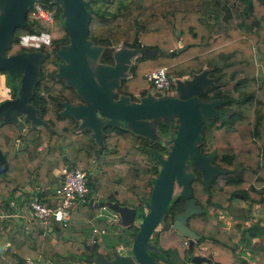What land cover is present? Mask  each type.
<instances>
[{"label": "trees", "instance_id": "1", "mask_svg": "<svg viewBox=\"0 0 264 264\" xmlns=\"http://www.w3.org/2000/svg\"><path fill=\"white\" fill-rule=\"evenodd\" d=\"M33 1L47 4L51 0ZM86 1L90 4L97 0ZM52 4L56 5V12L51 21L29 17V7L22 25L14 28L1 49V56L37 54L36 76L28 101L39 112L36 116L45 127L31 125L21 133L15 122L0 121V150L6 161L0 174V205L9 212L20 210L24 219L28 217V202L35 186L30 193L23 187L34 180V185L39 184L42 190L38 201L54 207L57 197L52 188L58 179L52 170L71 164L84 172L88 198L95 194L104 203L126 205L144 214L161 168L158 156L169 150L161 138L170 131L172 139L175 130L169 129V122L160 121L157 129L161 134L152 132L153 136H148L105 121L100 124L97 142L91 128L64 112V104L84 105L86 101L67 76L59 75L60 64L67 60L61 51L67 48L68 34L61 0H53ZM85 8L89 14L85 40L90 47L99 48L97 63L114 64L115 44L140 51L137 60L128 66V74L118 77L119 86L127 89L129 99L135 93H144V74L149 70L163 67L169 77L175 78L206 70L213 83L205 85L198 98L217 102L211 113L201 118L195 142L200 147L207 145L202 151L210 155L220 172L205 184L189 180L190 194L201 206L219 209L238 197L237 193L248 207L264 209V80L255 75L252 50L255 47L264 54V0H125L113 11H98L89 5ZM145 46L157 51L144 57L141 51ZM179 46L183 49L173 55L162 53ZM6 84L14 96L17 82L11 78ZM174 88L171 81L169 89ZM119 93L116 89L113 97ZM16 140H21L22 148L15 147ZM34 158L37 160L32 164ZM117 162L126 166L124 173L116 172ZM98 212L99 207L88 202L74 203L65 225L51 221L52 228L60 231L54 239L43 235L45 224L36 217L16 226L21 231L20 238L9 224V231L0 229V264H28L27 257L32 264H42L40 257L59 264L94 260L97 246L90 250V245L85 244L83 227L89 224L96 229L106 228ZM187 225L198 238L190 249L186 244L185 251L194 254L205 245L216 264H252L238 256L227 228L203 212L191 215ZM127 226L132 231L129 237H134L137 226ZM242 229L249 237L257 235L258 229L264 241V225L255 221ZM151 239L153 249L146 250L157 264H180L177 252L162 247L156 239L151 243ZM181 262L185 264L184 260Z\"/></svg>", "mask_w": 264, "mask_h": 264}, {"label": "water", "instance_id": "2", "mask_svg": "<svg viewBox=\"0 0 264 264\" xmlns=\"http://www.w3.org/2000/svg\"><path fill=\"white\" fill-rule=\"evenodd\" d=\"M60 1V0H59ZM33 0H1L5 3V11L0 17V70L8 69L9 72L21 71L20 94L16 97L4 99L0 102V114L8 108L18 109L25 113V117L39 123L41 120L35 117L34 109L27 104L31 74L35 69L34 61L37 54H9L1 56V49L7 39L10 37L16 26H20L25 19L26 11L31 7ZM62 15L64 25L68 34V45L66 50H62L68 61L67 64H61L59 75L67 76L74 84L86 101L84 105L71 106L64 104V112L73 114L74 117L82 121L83 126L92 129L96 141H100L101 122L120 123L114 121H125L133 124L137 128L133 131L145 134L149 131L146 123L142 119L154 117L161 114L171 113L177 117L178 125L172 142L165 157L158 156L161 165L160 171L154 181L150 194L147 210L144 214L139 213L140 221L137 230L131 240L130 251L136 264H157L147 253L146 245L150 233L154 230L157 223L168 205L171 198L174 182L182 185L181 194L185 197L184 207L180 212L174 214L170 228L175 229L180 235L187 238V247L190 249L193 239L198 238L195 233L186 224L187 219L201 211V207L194 203V198L190 196L189 173L183 172L184 159H191L202 175L205 184L209 178L220 170L209 163V154L203 155L195 149V141L198 137L200 126V117L208 116L212 111V105L217 101L205 102L198 98L199 93L205 85L213 83V79L207 76L206 70L194 74L189 79H177L175 90L177 97L164 96L151 99L150 97L141 98L140 101H131L128 103V97L124 94L113 100V88L118 85V77L121 71L126 69L128 56L134 51L120 48L114 52V64L111 66L98 63L94 70L88 63V58H94L99 50L98 47L88 46L85 35L88 30L89 14L85 6L86 0H61ZM88 43V44H87ZM183 47H178L169 52H162L173 55L179 52ZM156 48L148 46L143 47L141 53L144 57H151ZM4 116V115H3ZM4 121H13L20 126V121L14 115H5ZM113 120V121H112ZM43 123V121H41ZM130 128V127H129ZM145 135L153 136L152 132ZM100 151V150H99ZM6 168L5 158L0 150V174ZM235 196L243 197L235 193ZM106 203V202H105ZM103 200H97L95 194L92 195L89 204L101 206L105 204ZM109 203V202H108ZM113 211L119 214V222L122 225H129L136 217L135 209L126 205L110 203ZM60 231L54 230L57 238ZM96 235L92 236L89 243L90 250L96 245ZM127 247V246H125ZM201 255L192 254L191 261L199 263ZM124 260L117 257L112 261L105 260V264H121ZM96 263L101 264L96 261Z\"/></svg>", "mask_w": 264, "mask_h": 264}, {"label": "rangeland", "instance_id": "3", "mask_svg": "<svg viewBox=\"0 0 264 264\" xmlns=\"http://www.w3.org/2000/svg\"><path fill=\"white\" fill-rule=\"evenodd\" d=\"M121 1L123 2L125 0H97L94 3L92 2V3L88 4V5L90 6L91 9H95V10H98V11H102V10H106V9L109 10V11H113V10H115L116 6ZM5 7H6L5 3H1V0H0V17L4 13ZM63 21H64V17H63ZM119 45L120 44H115L114 45L115 47H114L113 52H115L116 50L120 49ZM252 50H253L254 60H255V63H256L255 75L259 79L264 80V54L262 52H259L258 50H256L255 47H253ZM139 52H140L139 50H136V52H133L131 55L128 56V60L129 61L127 62V67H126L125 70L123 69L121 71L122 74L120 76H124V75L128 74L127 68H128V66L131 63H133V62H135L137 60V58L139 57ZM87 58H88L89 66L91 67L92 70H94V68L97 65H99L97 63L96 59H95L96 57H94V58L87 57ZM5 71H8V69H6ZM19 72L20 71L16 72L17 76H18ZM35 74H36V72L34 70L32 72V74H31L30 86H32V84H33V81H34L35 76H36ZM6 77H7V75L5 74V72L0 71V84L3 86L0 89L3 90V92H4V93L0 92V100H2L3 98L6 97L5 94L7 93V91H6V86L4 85V84H6ZM115 78H117L118 85H117L116 88H113L112 90L115 91L116 89H119V91L121 93L125 92L123 94H128L125 91L127 89H125L124 87H120L119 86L118 75ZM189 78H190V76L185 78V79H189ZM143 89H144V93H141V92L135 93L134 97L130 98V99L127 98L128 99L127 101H140L141 100L139 98L140 96H144L145 98L146 97H150L151 99H154V98H157V97H164V96H168V95L175 96L176 95L175 88L174 89H170V90L169 89L168 90L155 89L151 85H149L148 83L146 84V86ZM140 90H142V89L139 88V91ZM121 93H119L118 96L121 95ZM170 115H172V114L171 113L161 114V115H157V116H154V117H149V118L142 119V121L146 123V127L149 129L150 132H153V134H156V133L161 134V130L157 129L158 127H157L156 123L159 122V121L166 120ZM4 116L0 115V121L4 119ZM14 116H16L17 119L20 120V122H21L19 128L26 127L27 123H28V125H36V126L43 127V128L45 127L44 122L42 123L40 121L39 123H34V121H32L29 118H27L26 122H23V119H26L25 115H14ZM35 117H37V116L35 115ZM114 122H120L123 125H126V126L130 127V129H132V130H133V128L134 129L137 128L133 124H130V123L125 122V121H117L116 120ZM149 131H144V132H145V134L146 133L149 134ZM145 134L142 133V135H145ZM167 135H168V137L161 138L162 141L164 140L165 143H169L170 142L172 133L170 134V131H168ZM154 137L157 138V135L154 136ZM162 157H164V155H162ZM184 161L187 162L188 158L184 159ZM187 164H190V163L187 162ZM173 192H174V195H175L177 193V188H175V190ZM235 200H238V199H235ZM234 201H233V203H234L233 209L237 206L236 204H239L238 201L237 202H234ZM229 204L232 205V202H230ZM105 206H106L107 210H109V211L112 210L111 207H110V203L106 202ZM256 208H259V207L258 206H254V205L250 207V209H251L250 210V218L255 217V218H258L260 220V218L257 217L258 214L255 211ZM146 210L147 209H145V208L143 209L144 213H145ZM226 211L227 210L223 209V208L222 209L221 208L215 209V208H210L209 207L205 216L208 217L209 219H211L214 222H218V223H220L222 225H225V223L223 221H225L224 218L227 215V213H225ZM233 212L235 213V215L237 214V212H239V214L240 213H242V214L244 213L243 211H241V209H234L232 211V213ZM138 214L139 213L136 212V217L139 216ZM240 216H242V218H246L247 217L246 215H240ZM7 218L8 219L6 220V217L0 216V229H2L1 227H6L7 226V225L3 224V222L6 221V223L10 222V223H8V225L9 224L11 225V228H10L11 230L15 229V231H18L19 228L16 227V226L19 225V227H20L21 222H22V220L20 221V219H22V218H16V220L10 218L9 216ZM169 218L170 217L168 216V214H166L164 216V218H162L164 222H160V224L158 226H156L154 230H152V232L150 233V237L148 238V241H147L146 249H148V251L153 249L152 244H150V239L152 237L151 243H154L155 242L154 239H156L157 243L159 245H161L162 247L173 249L172 253H176L177 252L178 256L176 255V257L179 258V259L181 257L182 260H184V263L187 264L189 261L191 262L192 254L189 253L188 251H185V244H184V240H183L184 237L183 236H178L177 233L174 230L169 228V226H168V223L170 221ZM258 219H256V220L259 221ZM139 221H140V217H137V218H135V220L132 223L134 224V226H138ZM247 221H244V222H247ZM87 226H89V224ZM112 226L113 227L107 226V228H108V234L107 235H105L101 239H100V237H97V239H96L97 247L94 250L93 257H92L94 259L93 262L96 263V261H97V262H99L101 264H105L104 263L105 260L112 261L113 260L112 256L116 255L120 259L124 260V262H122L121 264H136L137 262L134 260V257H133L131 252L119 254V253H117V249L114 246L115 243H123V241H124V243L127 244L128 247H129V245H131V240L133 238V237H131V238L129 237V233L132 232V231L129 230L127 225H122L119 222H115ZM115 226L118 227V228L116 229ZM246 226L247 225H243L241 228H245ZM241 228L238 229L239 233H238V230H235V233H237L236 237L239 238L238 240H234L235 241L234 243H235L236 252H237V254H243V255L244 254H250L249 251L252 248L251 245H252L253 242H252V240H249V239L240 238V230H241ZM114 230L118 231L120 233V235L118 237L114 238V232H113ZM256 232H257V235H258L259 230L256 229ZM100 246H101V248H100ZM199 252H202V250L200 248H199V250L195 251L194 253H199ZM177 261L178 260L176 259V262ZM85 262H89V261L80 260V261H78V263L75 262V263H72V264H85ZM201 263H203V264L210 263V258L202 256L201 257V261L199 263H196V264H201Z\"/></svg>", "mask_w": 264, "mask_h": 264}, {"label": "built area", "instance_id": "4", "mask_svg": "<svg viewBox=\"0 0 264 264\" xmlns=\"http://www.w3.org/2000/svg\"><path fill=\"white\" fill-rule=\"evenodd\" d=\"M52 1L53 0L48 1L47 4L40 1H33L29 17H42L47 21H51L56 12V5L52 4ZM144 77L147 83L153 88L168 90L171 81L175 83L177 79H185L188 76H181L178 78L169 77L166 74L165 69L160 67L147 71L144 74ZM56 177L58 182L53 187V193L57 197V201L54 207L40 203L36 196H33L28 202L30 217L39 218L45 224L43 235L49 239L55 238L54 229L51 224L52 220L65 225L69 217V210L74 203H89L90 199H92V197H87L88 188L85 183L84 172L76 165L65 164L59 167L56 172ZM98 207V216L101 217L107 225H113L115 222H119V214L117 212L107 210L105 204ZM98 231L99 233H103L104 229ZM95 232L96 229L91 228V233ZM129 252H131L130 248ZM26 261L28 264H32L30 258L27 257ZM40 262L42 264H59L42 258L40 259Z\"/></svg>", "mask_w": 264, "mask_h": 264}, {"label": "crops", "instance_id": "5", "mask_svg": "<svg viewBox=\"0 0 264 264\" xmlns=\"http://www.w3.org/2000/svg\"><path fill=\"white\" fill-rule=\"evenodd\" d=\"M1 84H0V88H1ZM0 92H3V90H1L0 89ZM4 93V92H3ZM39 127V126H38ZM41 128H43V127H41ZM20 130H21V133H24L25 132V130H26V128L25 127H23V128H20ZM15 147L17 148V149H20V148H22L23 147V144H22V142H21V140H16L15 141ZM63 156L64 157H66V154L65 153H63ZM36 158H34L33 160H32V164H34L35 162H36ZM45 166V165H44ZM114 167H115V170H116V172L118 173V174H122V173H124V171H125V169H126V166L124 165V164H122V163H120V162H117V163H115L114 164ZM59 167H55V168H53V170H52V172H53V174L56 176V172H57V169H58ZM92 169L94 170L95 169V162H93V165H92ZM34 183H35V181L33 180V183L31 184V185H29V186H24L23 187V191H27V192H29L30 193V191H32V187L33 186H35V190L33 191V196H36V197H39L40 195H41V192H42V190L40 189V187H39V184L37 185H34ZM52 188V187H51ZM51 188H50V190H51ZM52 190H53V188H52ZM233 199V200H232ZM228 203H226L225 205H224V207H223V209H226L227 211L225 212V213H227V215H226V217L224 218V220L226 221H223L224 223H225V225L224 226H226L227 227V230H228V233L231 235V237H232V239L233 240H238L239 238L238 237H236L237 236V233H235V230H238L239 228H241L243 225H249V224H251L253 221L255 222V220L256 219H258V218H255V217H253V218H250V207H248V205H247V203L245 202V200L243 199V198H241V197H234V198H232ZM235 199H238V200H235ZM235 200V201H234ZM233 201L234 202H237L238 201V203L239 204H236L237 206L234 208V209H241V211H243L244 213L242 214V213H240L239 214V212H237V214L235 215V213L233 212L232 213V211L234 210L233 209V206H234V203H233ZM230 202H232V205L231 204H229ZM12 202H11V204H10V207L12 206ZM241 204V205H240ZM238 207V208H237ZM215 209H217V208H215ZM222 209V208H221ZM256 212H257V217H259L260 218V220L259 221H257L256 220V222H260L259 224H262V225H264V209H262V208H256V210H255ZM23 213L20 211V210H18V211H16V212H9L7 209L5 210L1 205H0V216H3V217H6V220L8 219L7 217L9 216L10 218H12V219H15L16 220V218H22V219H20V221L22 220L23 222H27V221H29V217H30V215H29V209H28V212H27V215H28V217H26L25 219L23 218ZM235 215V216H234ZM240 215H246L247 217L246 218H242V216H240ZM24 219V220H23ZM232 219V220H231ZM234 219V220H233ZM248 220V221H247ZM235 221V222H234ZM244 221H247V222H244ZM16 222V221H15ZM243 222V223H242ZM8 223H10V222H7L6 223V221H4L3 222V224H5V225H7L6 227H1L2 229H1V231L3 230V231H5V232H7V231H9L8 229H9V225H8ZM88 224H86L84 227H83V230H84V233H83V236L85 237V242L86 243H89V242H91V240H92V236L93 235H96V239H97V237H100V239L102 238V237H104L105 235H107L108 234V228L106 227V228H103L104 229V232L103 233H99V231L98 230H100V229H96V232L95 233H91V228H94V227H91V225H89V226H87ZM107 225V224H106ZM107 226H110V227H113L112 225H107ZM25 228H26V231H28L29 232V230H30V228H27L26 226H25ZM115 228L117 229L118 227H116L115 226ZM242 228H241V230H240V238H244V239H249V240H252V248H251V250L249 251L250 252V254H238V256L239 257H241L242 259H246V260H249V261H251V263L252 264H264V241H263V239L261 238V236L260 235H255L254 237H249L248 235H247V232L246 231H244V232H242ZM114 232V238L115 237H118L119 235H120V233L118 232V231H113ZM238 233H239V230H238ZM60 234V233H59ZM236 234V235H235ZM16 237L17 238H20L21 237V231L19 232H17L16 234ZM128 235V234H127ZM56 238V237H55ZM96 241V240H95ZM5 244H8V242H5ZM96 246H97V244H96ZM114 246L116 247V249H117V253H119V254H123V253H128L129 252V248H130V245H129V247H128V245L127 244H125L124 243V241H123V243H115L114 244ZM125 246H127V247H125ZM100 248H101V246H100ZM195 254H202V252H199V253H195ZM178 255V254H177ZM180 257V256H179ZM112 258H113V260L114 259H116L117 258V256L116 255H113L112 256ZM40 259H41V257L40 258H38V260L40 261ZM180 260L182 261V258L180 257ZM108 261H110V260H108ZM181 261H179V263L180 264H183ZM85 264H98V263H94L93 262V260H91L90 262H85ZM187 264H196V262H188ZM201 264H203V263H201ZM207 264H216V262H214L213 260H212V258L210 257V263H207Z\"/></svg>", "mask_w": 264, "mask_h": 264}, {"label": "flooded vegetation", "instance_id": "6", "mask_svg": "<svg viewBox=\"0 0 264 264\" xmlns=\"http://www.w3.org/2000/svg\"><path fill=\"white\" fill-rule=\"evenodd\" d=\"M66 50V49H65ZM68 63V61L66 60V62H64V64H67ZM61 64H63V63H61ZM60 64V65H61ZM35 70V69H34ZM92 70V69H91ZM0 71H2V72H5V74L7 75V77H6V83L8 82V80L9 79H11V78H13V81L14 82H17V85H16V94L14 95V96H12L11 95V92H10V90H11V88H10V86H9V84L7 85V84H4L5 86H6V91H7V93L5 94L6 95V97L5 98H3L2 100H4V99H9V98H12V97H16L17 95H19L20 94V78H21V74H22V72L20 71L19 72V74H18V76L16 75L17 73L16 72H18V71H12V72H9V71H5V70H0ZM69 80V79H68ZM34 82V81H33ZM1 87H3V86H1ZM32 88H33V84H32V86H29V94H28V98H27V104H30L29 103V97H30V95H31V93H32ZM170 90V89H169ZM5 91V92H6ZM177 93H176V95L175 96H171V95H168V96H171V97H177ZM126 96L129 98L130 96L128 95V94H126ZM144 96H140L139 98L141 99V98H143ZM114 99H118V97L117 98H114L113 97V100ZM2 100H0V101H2ZM129 102H131V101H128V103ZM30 106L34 109V115H39V112L30 104ZM0 115H26L25 113H23V112H21V111H19L18 109H11V108H8V109H5ZM202 117H204L203 115H201V117L200 118H202ZM26 118V117H25ZM26 120H27V118L26 119H23V122H26ZM2 121V120H1ZM20 121V120H19ZM164 121H167V122H169V129L170 130H176V128H177V125H178V120H177V117L174 115V114H172V115H170L166 120H164ZM200 121H201V119H200ZM159 123H160V121H159ZM158 122L156 123V124H159ZM17 124V123H16ZM120 125H123L122 123H119ZM29 126H31V125H28V123H27V126L25 127V128H28ZM123 126H126V125H123ZM154 126V125H153ZM175 134V133H174ZM166 137H168V136H166ZM171 142H172V139H171V141L169 142V143H165L164 142V140L163 141H161V143L163 144V145H165V146H168V147H170V145H171ZM165 143V144H164ZM201 144V143H200ZM194 146H195V149L196 150H198L199 152H201L203 155H207V154H205V153H203V151L202 150H205V148L207 147V145L206 144H204L202 147H200V146H198V144H197V142H195V144H194ZM164 155V154H163ZM164 157H165V155H164ZM187 162L188 163H190V164H187ZM184 161V166H183V172L184 173H189L190 174V178H189V180H196V181H203V175H202V173H201V171H200V169L196 166V165H194L193 164V162H192V160L191 159H188V161ZM209 163L211 164V165H213V166H215V164L211 161V158H210V155H209ZM175 188H177V193L174 195V190H175ZM181 191H182V185H178V184H176L175 182H174V184H173V190H172V194H171V198H170V200H169V202H168V205H167V207H166V209H165V211H164V213H163V215H162V217H161V220L157 223V225L156 226H158L159 224H160V222H164L163 221V219L162 218H164V216L166 215V214H168V216L170 217L169 219H170V221H169V223H168V226H169V228H170V224H171V222H172V219H173V217H174V214L175 213H177V212H180L181 210H182V208L184 207V204H185V197L181 194ZM179 195H181L182 197H183V199L181 198V197H178ZM190 196H191V194H190ZM192 197V196H191ZM194 198V197H193ZM175 201H177V204H175L174 202ZM174 203V204H173ZM194 203H196V204H198L200 207H201V211L200 212H198V213H204V216L206 215V213H207V211H208V208L209 207H203V206H201L198 202H196V200H195V198H194ZM198 213H196V214H198ZM186 224H187V221H186ZM155 226V227H156ZM188 226V225H187ZM189 227V226H188ZM190 228V227H189ZM155 229V228H154ZM170 229H172V228H170ZM172 230H174L176 233H177V235L178 236H182V235H180L175 229H172ZM184 237V236H183ZM184 244L186 243L187 244V238L186 237H184ZM196 240V239H195ZM194 239H193V243H194V241H195ZM186 241V242H185ZM199 248L202 250V254H197V255H201V256H205V257H208V258H210L211 256L209 255V254H207V252H206V246L205 245H203V246H199Z\"/></svg>", "mask_w": 264, "mask_h": 264}]
</instances>
